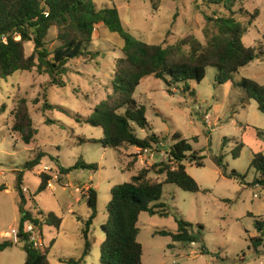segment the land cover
<instances>
[{"label":"rangeland","instance_id":"374dc122","mask_svg":"<svg viewBox=\"0 0 264 264\" xmlns=\"http://www.w3.org/2000/svg\"><path fill=\"white\" fill-rule=\"evenodd\" d=\"M92 1L99 9L115 6L125 32L147 43L163 45L187 35H194L205 44L207 37L203 28L212 29L211 22L208 24L205 17L230 14L224 4L208 0ZM232 11L233 16L247 27L243 44L262 52L234 73L233 81L245 77L264 84V0H233ZM59 43L57 29L52 27L46 37V46L53 49ZM122 43L118 34L98 24L87 45L92 54L70 59L65 64L67 71L59 77L64 86L52 85L49 76L39 74L36 68L0 78V107L5 106L0 112V186L3 187L0 190V242L11 240L7 233L19 222L16 173L23 170L33 150H43L47 155L41 163L33 170L23 172V183L29 190L23 191L25 206L35 207L30 196L39 186L38 174L51 173L53 187L34 197L44 211L51 210L62 218L58 229L43 225L46 240L54 237L50 245L47 243L48 262L66 264L62 260L81 256L84 240L80 219L88 213L85 196L89 188L85 189V186L78 191L83 201L70 211L68 202H74L77 194L74 186L62 189L60 184L66 186L69 180L67 175L58 174L50 157L57 156L63 166H72L81 158L97 164L98 168H79L71 173L74 185L81 187L91 183L97 191V215L89 233L91 250L80 264H99L100 245L105 236L102 225L108 220L106 205L111 199L110 189L129 181L139 171L137 157L145 153L139 154L129 146L113 149L100 143L79 144L77 141L79 137L99 139L103 136L101 127L83 120L112 93L114 61L123 56ZM32 49V42H26V55ZM217 74L216 68L208 67L204 78L193 83L194 95L183 93L181 83L170 87L172 92L169 93L163 79L152 75L145 76L134 92V98L145 106L149 124L144 129L136 127V136L144 138L152 133L160 136L159 143L152 144L142 157L139 163L142 167L166 162L171 136L175 132L189 139L196 155L204 157L202 167L189 158L184 161L187 173L199 184L200 191H185L174 183H164L159 201L166 205L168 214H140L138 240L143 246V264H264V245L257 249L258 252L249 247L250 237L257 234L255 220L264 219V186L250 185L258 175L250 167L252 153H264V113L258 110L253 99L243 103L245 91L241 86L231 81L219 83ZM21 98L27 100L33 126L37 129L30 144L23 143L10 129L12 110ZM44 102L54 107L42 111ZM77 118L82 121L78 122ZM241 141L244 146L239 156L234 157L233 150ZM221 154L227 171L236 170L245 175L243 180L221 173L215 162ZM148 176L159 181L164 179V174L154 172ZM72 211L75 212L72 214ZM176 219L189 222L192 231L200 233L201 241L184 244L173 242L169 236L154 234L156 230L175 232ZM22 244L14 243L0 250V264H24ZM202 245L211 253L200 254Z\"/></svg>","mask_w":264,"mask_h":264},{"label":"trees","instance_id":"16d2710c","mask_svg":"<svg viewBox=\"0 0 264 264\" xmlns=\"http://www.w3.org/2000/svg\"><path fill=\"white\" fill-rule=\"evenodd\" d=\"M214 4H224L230 11L227 16L205 17L211 22L212 29L207 26L203 33L207 41L203 44L194 35H187L174 43H147L124 31L115 6L97 8L92 0H0V78H7L16 71H32L36 68L39 74H47L52 85L64 86L59 77L66 73L65 64L68 60L80 56L91 55L87 45L92 41L93 33L98 24H103L111 32L118 34L123 40L122 57L114 61L112 73V93L100 101L93 112L86 117V122L95 127H101L103 136L99 139L79 137L77 143H100L103 147L120 149L123 146L150 148L159 143V137L154 133L139 138L135 134L136 127L141 129L149 126L145 115V106L134 98V92L140 81L152 75L163 79L168 87L181 83L182 92L194 95L193 83H199L206 74L208 67L217 69L216 80L219 83L231 81L241 86L245 91V101L253 99L259 111L264 113V84L250 78L233 81V74L262 54L252 46H246L242 37L247 27L233 16V0H208ZM52 27L57 29L59 44L49 49L46 37ZM32 42L33 49L26 55L25 43ZM185 47L187 49H185ZM37 101V100H35ZM36 103V102H35ZM54 106L44 102L42 111ZM5 106L0 107V112ZM13 121L11 132L25 144L33 142L37 129L33 126L28 102L21 98L12 110ZM81 122V118H77ZM51 123V120H46ZM164 139V137H162ZM195 140V138H193ZM166 162L152 166H143L129 181L111 187V199L106 205L108 220L102 225L104 240L100 245L99 264H143V246L138 240V220L142 212L149 215L166 216V205L160 202L163 184L174 183L181 189L190 192L201 190L199 184L186 171L184 161L189 158L196 166H204L203 156L196 155L189 139L175 132L171 136ZM227 141V138L224 139ZM244 142H240L233 150V156L238 157ZM47 153L43 150H33V154L24 163L23 170L17 171L15 188L20 196L18 206L20 217L18 226L21 228L25 220H35L31 209H26V198L23 192V172L33 170L41 163ZM60 175H68L74 169L96 170L95 163H87L79 158L72 166H63L59 158L50 157ZM216 165L221 173L228 178L244 179L236 170L227 171L224 155L216 157ZM250 167L257 176L250 185L264 186V153L253 152ZM154 172L164 174L163 181L148 175ZM40 183L35 195L44 191L53 175L49 172L38 174ZM3 189L0 186V190ZM85 202L88 208L86 217L81 218L83 250L78 259L62 260L66 264H80L91 250L89 233L93 220L97 215V191L90 187ZM42 225L59 228L62 218L53 212L45 213L38 210ZM175 232L156 230L154 234L169 236L173 242L184 244L201 241L200 233H194L191 224L184 219H176ZM257 234L250 237L249 247L256 252L264 245V219L255 220ZM25 252L24 264H49L48 248L40 252L22 242ZM11 240L0 242V250L13 246ZM211 253L205 245L201 246L200 254Z\"/></svg>","mask_w":264,"mask_h":264},{"label":"built area","instance_id":"2783aa9c","mask_svg":"<svg viewBox=\"0 0 264 264\" xmlns=\"http://www.w3.org/2000/svg\"><path fill=\"white\" fill-rule=\"evenodd\" d=\"M136 150L139 154L141 151H143L145 154L148 152V148L136 147ZM48 185L50 186V184ZM80 189L81 188L79 186L75 187V190L77 191H80ZM23 191H26V189L23 188ZM33 218L37 220V222L34 220H25L21 228H19L17 225L16 227L11 228L7 235L11 238L13 243L25 241L36 250L44 252L46 248H48V244L43 233V225L41 223L42 217L37 212H35Z\"/></svg>","mask_w":264,"mask_h":264},{"label":"crops","instance_id":"0c3cea01","mask_svg":"<svg viewBox=\"0 0 264 264\" xmlns=\"http://www.w3.org/2000/svg\"><path fill=\"white\" fill-rule=\"evenodd\" d=\"M135 147V146H134ZM134 147H131V149H133V151H135V149H136V147L134 148ZM143 156H146L145 154L144 155H139L137 158H138V162L139 163H141L142 162V157ZM139 163H136V165H139V167H138V169L137 170H140L141 168H142V166L139 164ZM135 165V166H136ZM54 178V177H53ZM53 178H52V180H53ZM67 179L69 180V182L67 183V186H64V185H62V184H60L61 185V187H62V189H66L67 187H70V186H74V192L77 194V195H75L74 196V202H68V205H70L71 206V208L69 209L70 211L72 210V208L74 207V206H76V205H79V203L81 202V201H83V200H81L80 198V192H78L77 190H75V187L76 186H78V185H74L73 184V180H74V175H71V173L70 174H68L67 175ZM51 180V181H52ZM51 181L49 182V184H50V186L48 185V187L47 188H52L53 187V184L51 183ZM24 186V183L22 184V187ZM86 186V188H90V187H92V188H94L95 189V187L91 184V183H89V184H85V185H82L80 188H84ZM24 188L26 189V191H29L27 188H26V186H24ZM46 188V189H47ZM45 189V190H46ZM96 190V189H95ZM74 195V194H73ZM34 208H28L27 206H25V208L26 209H31L34 213L36 212V211H38V210H41V211H44L38 204H36V202L34 201ZM45 213H48V212H52L51 210H48V211H44ZM75 211H72V214L74 213ZM54 213V212H53ZM88 214V213H87ZM87 216V215H86ZM86 216H84V217H86ZM84 217H81V218H84ZM45 237V236H44ZM45 240H46V238H45ZM50 241H47L46 240V242L50 245V243H52V241L54 240V237H52L51 239H49Z\"/></svg>","mask_w":264,"mask_h":264}]
</instances>
